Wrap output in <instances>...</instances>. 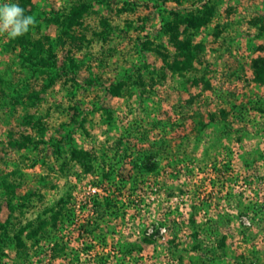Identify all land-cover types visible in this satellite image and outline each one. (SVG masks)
Returning a JSON list of instances; mask_svg holds the SVG:
<instances>
[{"label": "rangeland", "instance_id": "374dc122", "mask_svg": "<svg viewBox=\"0 0 264 264\" xmlns=\"http://www.w3.org/2000/svg\"><path fill=\"white\" fill-rule=\"evenodd\" d=\"M4 3L0 264L264 261V0Z\"/></svg>", "mask_w": 264, "mask_h": 264}, {"label": "clouds", "instance_id": "9594fccd", "mask_svg": "<svg viewBox=\"0 0 264 264\" xmlns=\"http://www.w3.org/2000/svg\"><path fill=\"white\" fill-rule=\"evenodd\" d=\"M37 20L33 15H25V10L17 3L0 5V35L6 34L9 39H16L34 28Z\"/></svg>", "mask_w": 264, "mask_h": 264}, {"label": "trees", "instance_id": "16d2710c", "mask_svg": "<svg viewBox=\"0 0 264 264\" xmlns=\"http://www.w3.org/2000/svg\"><path fill=\"white\" fill-rule=\"evenodd\" d=\"M177 58V57H176ZM188 59L189 60H185V61H182V60H178V58H177V60H175V65H173V68L175 67H177L176 69H179L180 67H182V65L185 67V66H187V64L188 63H191V61H192V58L191 57H188ZM261 77H259V79L261 80V81H264V69L261 71ZM156 167V165L153 163V164H151V163H149V164H147V165H145V168L148 170V171H152L154 168ZM12 191H13V188H12ZM105 206H107V207H110L111 206V204H112V200L111 199H108V198H106V201H105ZM99 205H101V204H99ZM256 226H258V228H261L262 226H261V222H259V225H257V224H254V220H252V222L250 223V225L249 226H244V229L247 231V232H252V227H256ZM216 227V229L218 230L219 229V224H218V222L217 221H215V224H214V228ZM245 231V232H246ZM23 245V243L22 242H19V247L20 246H22ZM246 264H264V261L263 262H261V260H258L257 258H252V259H250V258H247V262H246Z\"/></svg>", "mask_w": 264, "mask_h": 264}]
</instances>
